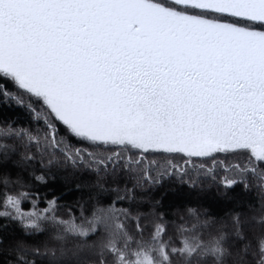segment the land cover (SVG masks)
Wrapping results in <instances>:
<instances>
[{"label": "snow or ice", "instance_id": "6c2138e0", "mask_svg": "<svg viewBox=\"0 0 264 264\" xmlns=\"http://www.w3.org/2000/svg\"><path fill=\"white\" fill-rule=\"evenodd\" d=\"M0 101L43 120L49 165L59 164L61 153L98 181L115 177L121 165L155 185L165 175L186 177L189 168L216 181L219 164L225 195L237 187L247 193L249 173L264 191V0H0ZM13 136L25 147L41 144L39 135L0 130V138ZM14 151L0 143V169ZM244 153L241 164L235 157ZM153 168L160 169L155 177ZM0 183L12 181L0 175ZM111 191L120 200L133 198L126 187ZM23 198L8 195L5 206L13 211L0 218L19 222L26 235L49 223L86 237L129 215L112 203L81 223L58 220L56 200L28 212ZM230 215L244 241L239 215ZM208 219L205 214L201 227ZM260 255L264 264V248Z\"/></svg>", "mask_w": 264, "mask_h": 264}, {"label": "trees", "instance_id": "16d2710c", "mask_svg": "<svg viewBox=\"0 0 264 264\" xmlns=\"http://www.w3.org/2000/svg\"><path fill=\"white\" fill-rule=\"evenodd\" d=\"M6 128L39 135L41 144L25 147L26 141L18 137L0 138V143L15 149L10 152L13 158L0 169V175L12 181L9 186L0 183V212L13 211L11 203L5 206L8 195L23 194L22 210L28 212L43 211L49 201L56 200L58 220L74 217L81 223L91 219L97 208H106L112 203L118 212L126 210L129 215L127 218L122 215L109 229L86 237L68 235L62 227L53 228L49 223L43 224L40 233L26 235L19 222L0 218V264H18L17 257L26 264H49L51 257H44L43 252L55 255L61 250L80 251L81 264H101V257L103 264H134L136 258L145 264H259L261 248H264V191L260 190L258 176L251 173L246 176L247 193L237 187L227 195L218 183L225 175L219 164L216 181L202 170L189 168L186 177L165 175L160 183L153 185L140 179L141 173H128L121 165H117L120 172L115 177L98 181L95 174L66 162L61 153L56 154L59 164L47 163L48 149L43 145L46 125L27 107L0 101V130ZM22 156L34 159L27 160V166L21 168L15 162ZM246 156L244 153L235 159L243 164ZM155 158L163 163V157ZM159 170L153 168L151 175L155 177ZM232 175L240 174L229 173L230 178ZM185 180L195 186L190 187ZM116 185L121 190L131 189L133 198L117 199L118 194L111 191ZM102 188L106 191L102 192ZM189 209L199 214V221ZM233 213L240 217L244 241L233 236L237 231L234 215H230ZM205 214L209 218L208 226L201 227ZM137 220L143 234L137 230ZM158 224L161 225L159 233L154 231ZM215 241H220L219 246ZM245 244L251 248L247 254H243ZM172 249H176L175 254ZM206 249L208 255H204ZM216 255L221 259L217 260Z\"/></svg>", "mask_w": 264, "mask_h": 264}, {"label": "rangeland", "instance_id": "374dc122", "mask_svg": "<svg viewBox=\"0 0 264 264\" xmlns=\"http://www.w3.org/2000/svg\"><path fill=\"white\" fill-rule=\"evenodd\" d=\"M9 159L6 160L5 162H8L9 160H11L13 157L11 155V153H8ZM24 156L16 159L17 162H15V164H17L18 166H20L21 168H24L27 166V161H24L22 158ZM3 184V183H1ZM4 185V184H3ZM5 186H9L5 185ZM236 238V235H233ZM237 239V238H236ZM251 251V248H249V246L247 247V253ZM13 252V251H12ZM44 257L47 255L51 257V259L49 260V264H81L82 256L80 251L79 252H68V251H58L57 254L53 255L50 254L49 251L43 252ZM243 254H245V252L243 251Z\"/></svg>", "mask_w": 264, "mask_h": 264}]
</instances>
